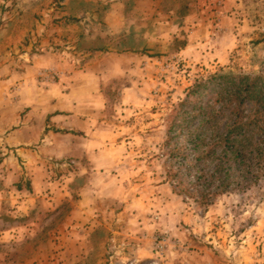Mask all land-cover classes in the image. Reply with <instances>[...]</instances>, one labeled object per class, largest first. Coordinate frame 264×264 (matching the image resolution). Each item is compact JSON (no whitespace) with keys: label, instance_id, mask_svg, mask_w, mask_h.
Listing matches in <instances>:
<instances>
[{"label":"rangeland","instance_id":"rangeland-1","mask_svg":"<svg viewBox=\"0 0 264 264\" xmlns=\"http://www.w3.org/2000/svg\"><path fill=\"white\" fill-rule=\"evenodd\" d=\"M29 1L0 0V69L11 64L0 74V84L7 75L24 71L19 62L23 53L44 50V34L36 33V42L31 35L45 16L44 7L33 13ZM60 1L55 0L54 10H60ZM229 8L223 21L218 9L200 8L198 24L187 22L183 9L173 38L146 40L143 49L133 43L137 55L128 60L130 69L105 88L112 99L108 110L113 133L107 139L113 145V165L107 167L114 175L111 197L95 200L94 191L87 195L94 211L110 209L112 215L102 220L110 228L98 225L92 230L90 222L86 228L61 230L62 214L77 209L86 193L83 176L77 175V152L33 147L44 162L32 161L29 150L7 144L16 125L0 133V195L32 192L33 212L38 210L31 225L25 222L28 215L21 216V240L15 245L2 241L10 237L0 232V264H264V169L208 206L174 192L167 177L173 168L168 130L180 102L196 98V85L218 74L264 75V0H232ZM195 25H205L207 35L198 30L194 36ZM46 77V72L37 75L39 81ZM18 87L6 88L7 96L14 98ZM212 95L203 94V100ZM104 169L98 167L99 172ZM11 203L2 206L11 208Z\"/></svg>","mask_w":264,"mask_h":264},{"label":"crops","instance_id":"crops-1","mask_svg":"<svg viewBox=\"0 0 264 264\" xmlns=\"http://www.w3.org/2000/svg\"><path fill=\"white\" fill-rule=\"evenodd\" d=\"M231 1L61 0L60 10H54L55 0L29 1V5L35 6L33 13L44 7L45 16L41 22L37 20L36 30L31 34L35 42L37 35L44 34L40 39L44 50L41 53L30 50L23 53L19 62L24 71L21 74L12 73L8 79L10 75H7L1 82L0 133L16 125L6 138L7 144L20 147L23 152L29 150L34 155L32 161L44 162L41 155L32 152L33 147L40 152L78 153L80 170L77 175L83 176L81 187L86 193L75 204L77 209L62 214V231H69L70 227L73 230L86 228L90 222L92 230L98 225L111 226L107 221L102 222L108 214L112 215L110 209L94 211L87 192L94 191L95 200L111 197L110 181L114 175L107 167L113 165V145L107 139L113 133L108 110L112 99L105 93V88L110 87L119 73L130 69L127 68L128 60L137 55V46L133 43L138 42L143 49L146 40L172 39L171 31L183 9L189 16V23L192 20L200 23V8L205 6L207 9H218L223 21L229 14ZM227 29L231 30L230 27ZM198 30L207 35L205 25H198V29L195 25L191 32L197 35ZM27 31L29 28L22 32L20 39L15 40V46ZM121 32L124 33L118 36ZM32 46L33 43L29 48ZM10 66H3L0 74H5ZM43 72L47 77L39 81L37 75ZM53 72L59 79L54 77ZM13 86H19L13 91L15 99L7 96L6 90ZM25 107L30 108L27 114H23ZM98 167L105 169L99 172ZM33 195L22 190L14 191L10 197L1 193L0 232L10 237L1 238L7 245L13 246L21 240V216L28 215L29 220L25 222L33 224L31 215L38 213V210L33 212L36 207ZM9 199L12 203L8 202ZM10 203L11 208H6Z\"/></svg>","mask_w":264,"mask_h":264},{"label":"trees","instance_id":"trees-1","mask_svg":"<svg viewBox=\"0 0 264 264\" xmlns=\"http://www.w3.org/2000/svg\"><path fill=\"white\" fill-rule=\"evenodd\" d=\"M192 93L196 98L180 102L168 130L167 177L174 192L208 206L264 169V75L218 74ZM206 93L211 99L203 100Z\"/></svg>","mask_w":264,"mask_h":264}]
</instances>
